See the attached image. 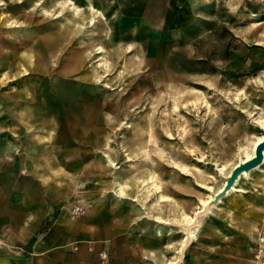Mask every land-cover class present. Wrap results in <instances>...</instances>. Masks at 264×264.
I'll list each match as a JSON object with an SVG mask.
<instances>
[{"label": "rangeland", "instance_id": "374dc122", "mask_svg": "<svg viewBox=\"0 0 264 264\" xmlns=\"http://www.w3.org/2000/svg\"><path fill=\"white\" fill-rule=\"evenodd\" d=\"M29 29L51 80H0V174L16 180L17 202L18 151L35 157L38 170L25 185L44 196L51 222L37 238L44 231L51 243L69 239L50 227L60 212L80 208L71 216L78 228L118 229L119 239L59 245L75 255L86 246L97 264H108L109 252L113 264H264V163L201 212L224 178L219 169L247 158L264 133V0H0L3 46L28 41L21 31ZM34 88L44 99L27 109H43L36 123L60 128L61 149L39 143L41 126L19 123L18 100ZM71 127L99 148L69 146ZM79 145L77 171L69 159L57 161ZM119 188L125 197L117 198ZM58 190L69 200L56 198ZM187 218L198 221L191 239L181 230ZM148 245L159 248L158 263L144 254Z\"/></svg>", "mask_w": 264, "mask_h": 264}, {"label": "crops", "instance_id": "0c3cea01", "mask_svg": "<svg viewBox=\"0 0 264 264\" xmlns=\"http://www.w3.org/2000/svg\"><path fill=\"white\" fill-rule=\"evenodd\" d=\"M21 32L31 33L28 41H26V38L22 36H17V39H20L22 41L20 45H18V43L14 41L13 43H9V45L7 46H3L4 44H2L1 41L4 40V38L3 33L0 31V80H51V77L46 75L50 71L48 66H40L37 64L36 46L34 44L36 37L35 31L29 29ZM72 59L74 60V57ZM37 69L42 74L37 75ZM67 69V65H61L60 74L67 77V73L66 75H64L65 72H67ZM44 77H46V79H43ZM79 79V77L76 78V80ZM37 90L36 88H34L33 94L30 93V91H28L27 89H24V91H22V96L19 98L16 106L18 111H20L19 123L21 126L26 127L28 125L31 127L41 126L45 136L42 138L39 137V143L44 142L49 146L55 145L59 149H61L62 147L59 144V140L57 141V139H60L58 136L60 128L56 127L55 125H51V123H43V121H41L42 123H36L37 117L42 120L44 113L43 109L39 111H37V109H34L32 111H29L27 109L28 107L26 103L34 104L35 100L41 101L42 99H44L41 98L40 95H36ZM19 106L26 107L19 108ZM78 129L79 128L76 127L70 128V141L68 142L69 146H72L76 144L77 141H80L84 145L90 146L92 148V151L97 150L99 148L97 147L99 144L98 142L89 143L82 141V139H78L79 136L83 135L82 133L85 132L84 130L82 133H80ZM28 132L29 131L27 129V133ZM84 145H79L77 147V149L81 151L79 153L75 151V148L73 147H71L72 153L67 154L63 153V151L59 152L57 155V161L61 162L63 161L62 159L67 158L69 159L67 162L68 167H73V169L78 168L79 166L77 165L81 164V161L84 158L83 156L85 155V152L82 150ZM18 155L21 159H23L22 162L24 164H22L21 168L19 167L17 202L15 200L14 190L16 180L12 181L11 179H9L7 182H5L3 174H0V264H64V261L66 262L65 264H67V262L70 264H97V255H89L87 253L86 246H80L78 255H75L69 249L68 243L65 244L64 249L60 248L63 246L59 245L60 242H69L74 237L97 241L100 239H97L95 237H101L103 239H111V242L116 243L117 239H119L118 229H115L116 231H112L110 229L108 231H103V228H101V230L98 231L94 230L93 227H91V230L89 231L86 230L85 227L90 224H87L85 222V224L82 223L84 224L82 228H78V221L75 220L74 217L71 219V216L76 215L74 214V212L80 210V208H78L75 211L71 210L70 212L72 214L65 215L64 213L62 214V212H60L59 216L53 222L52 228L50 227V230L53 231V234H57L59 230H62L63 232L67 233L69 239L51 243L47 241V236L49 233L47 235H43L44 231L41 232L37 238V234H39L42 228L46 226V223L50 220V217L47 219H45L44 217L46 205L45 200L43 199L44 196L40 195L37 199V195L33 192V189L31 190L28 185H25L30 175L35 176L36 171L38 170V166L35 163V157L30 152L25 153L23 148L19 149ZM2 164L3 158L0 159L1 167ZM33 179L35 180V178ZM43 182V185L48 186V181ZM55 195L56 198L57 196H59V198H61L62 196V198L65 197V200H69V193H65L64 191L58 190ZM116 196L117 198H122L125 197V193L123 191V195L119 196L118 194H116ZM76 202L80 205L81 208L86 205L84 199L78 200ZM67 203L69 202H66V204ZM16 204L18 207V212H16ZM61 204L63 205V203H60V206ZM29 207L34 208V210L36 209L38 211H35L29 215V212L24 211L25 209L28 210ZM112 207H117V203H114ZM68 208H70V206L67 207V210H69ZM129 209L133 212L137 211L134 208ZM23 212H26L24 216L21 215L23 214ZM17 217L21 218L20 223L17 222ZM88 220L91 223H98V225L100 226L99 218L95 219V217H91ZM80 229L81 231H76ZM158 229L159 228L157 227L151 232V234H146L145 238H147L149 235H156V232L159 231ZM98 245L99 244L97 243L94 246L95 251H98L101 248H99ZM158 249L159 248L155 245L145 246L144 254L158 263L160 260ZM64 254H67V257H63ZM107 259L108 257L105 256V260ZM107 263H114L113 259L111 258L110 252L109 260ZM160 263L162 264V262Z\"/></svg>", "mask_w": 264, "mask_h": 264}, {"label": "bare ground", "instance_id": "6f19581e", "mask_svg": "<svg viewBox=\"0 0 264 264\" xmlns=\"http://www.w3.org/2000/svg\"><path fill=\"white\" fill-rule=\"evenodd\" d=\"M77 27V26H76ZM76 30H79V29H76ZM75 34V33H74ZM77 34V33H76ZM72 36V35H71ZM103 50L102 49H99L98 53H102ZM97 53V52H96ZM99 80V79H98ZM96 81V83H99L100 81ZM262 130L264 131V127H261ZM264 141V133L262 135V137L257 140L253 147H252V150H251V154L245 158V159H239L236 164H234L233 166L230 167V169L224 173V171L221 169H219V171L222 173L223 175V180L219 183L220 186H218L217 188H210L208 189V191H211V196L204 202H202V206L204 207V210L201 211V212H205L206 211V208L209 207V204L215 199L217 198L220 194L224 193L227 186H228V181L231 179V176L233 174V172L239 167L241 166L242 164L252 160L255 156V150H256V147ZM264 163V151H263V158H262V162L260 163V165L254 167V168H251L249 170H246L244 171L243 173H241L239 176H237V179L234 181L233 185L228 189V194L231 193V192H235L236 191V185L239 183V180H241L243 177H246L251 171H254L256 169H258L262 164ZM116 194H118L119 196L123 195V189L122 188H119L117 191H115ZM216 200V199H215ZM201 206V207H202ZM209 208H207L208 210ZM157 223L159 224H168L167 222L165 221H162V219H158V221H156ZM190 222H192V224L190 226H186L185 224H189ZM196 223H198V221L196 220H193L191 218H187L186 220H184V222L182 223V232H184V235L186 236V239H191V238H194V231L193 229L196 227L194 225H196ZM185 227V228H183ZM179 234V233H177ZM104 258V256H102ZM168 264H171V263H168Z\"/></svg>", "mask_w": 264, "mask_h": 264}, {"label": "water", "instance_id": "95a60500", "mask_svg": "<svg viewBox=\"0 0 264 264\" xmlns=\"http://www.w3.org/2000/svg\"><path fill=\"white\" fill-rule=\"evenodd\" d=\"M263 151H264V141L261 142L256 147L254 158L252 160L242 164L233 172L231 179L228 181V186H227L225 192L228 191V189L233 185L234 181L237 179V176H239L241 173H243L246 170H249L251 168H254V167L260 165V163L262 162V158H263Z\"/></svg>", "mask_w": 264, "mask_h": 264}, {"label": "built area", "instance_id": "2783aa9c", "mask_svg": "<svg viewBox=\"0 0 264 264\" xmlns=\"http://www.w3.org/2000/svg\"><path fill=\"white\" fill-rule=\"evenodd\" d=\"M100 255H101V256H100V257H101L100 259L104 260V258L102 257V256H103L102 253H101ZM104 256H105V255H104Z\"/></svg>", "mask_w": 264, "mask_h": 264}]
</instances>
